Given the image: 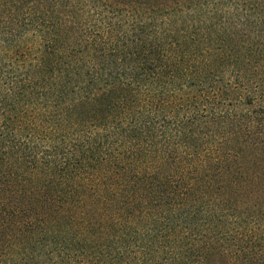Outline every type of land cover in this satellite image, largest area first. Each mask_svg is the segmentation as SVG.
I'll list each match as a JSON object with an SVG mask.
<instances>
[{
	"label": "trees",
	"instance_id": "16d2710c",
	"mask_svg": "<svg viewBox=\"0 0 264 264\" xmlns=\"http://www.w3.org/2000/svg\"><path fill=\"white\" fill-rule=\"evenodd\" d=\"M0 264H264V0H0Z\"/></svg>",
	"mask_w": 264,
	"mask_h": 264
}]
</instances>
